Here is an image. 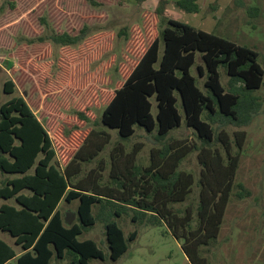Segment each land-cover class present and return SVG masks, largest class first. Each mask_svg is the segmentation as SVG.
Wrapping results in <instances>:
<instances>
[{
	"label": "trees",
	"instance_id": "trees-1",
	"mask_svg": "<svg viewBox=\"0 0 264 264\" xmlns=\"http://www.w3.org/2000/svg\"><path fill=\"white\" fill-rule=\"evenodd\" d=\"M85 1L93 8L104 6ZM121 3L118 0L116 6ZM166 3L159 0L137 23L113 32L125 45L131 38L144 43L137 52L126 51L130 59L125 58L124 74L123 63L114 67L117 78L109 84L116 86L104 102L74 111L85 127L65 128V120L51 134L46 114L38 117L24 95L0 105V172L11 176L0 187V200L15 203L0 206V233L13 240L10 245L0 238V264H59L65 255L71 258L67 264L102 260L104 254L93 240L77 239L96 222L103 224L108 257L116 261L137 236L136 231L126 235L118 225L116 220L123 216L134 223L165 226L182 242L190 264H208L201 248L208 252L217 239L233 187L238 199L249 195L234 181L246 141L242 128L251 123L259 106L260 99L251 93L262 86L264 72L256 51L165 17ZM175 6L190 14L200 10L198 0H178ZM257 11L250 8L248 14L252 17ZM40 23L43 34L29 43L59 51L112 35L110 29L96 30L100 26L87 23L75 34L55 31L45 17ZM197 55L200 62L195 64ZM11 59L9 54L7 61ZM221 73L227 77L224 86ZM14 91V81L5 82L3 92ZM102 127L115 130L121 139L132 137L135 127L155 132L148 164L137 163L141 144L130 154L119 145L109 152L107 163L97 161L110 142V136L98 130ZM181 127L183 135L168 137ZM192 152L198 164L194 199V176L180 169ZM92 163L95 166L87 168ZM62 201L77 202V223H64L58 210Z\"/></svg>",
	"mask_w": 264,
	"mask_h": 264
},
{
	"label": "rangeland",
	"instance_id": "rangeland-1",
	"mask_svg": "<svg viewBox=\"0 0 264 264\" xmlns=\"http://www.w3.org/2000/svg\"><path fill=\"white\" fill-rule=\"evenodd\" d=\"M97 1L104 6L93 8L85 0H0V105L13 96L24 95L32 111L38 112V117L43 116L41 113L46 114L47 130L51 134L65 120V128H72L74 124L84 126L76 121L74 111H84L88 106L104 102L106 95L116 86L109 84L117 78L114 67L123 63L121 72L124 74L128 69L125 58L135 50L137 52L138 46L144 43L131 38L125 45L123 39L115 38L113 32L137 23L144 11H154L159 2L119 0L122 3L116 6L118 0ZM164 1L167 2L164 6L165 17L256 51L258 64L264 72V0H199L200 10L195 14L180 10L174 0ZM250 8L258 9L255 16L248 14ZM41 17H45L59 33L66 31L75 34L82 24L87 23L100 26L96 30L110 29L112 35L104 40H87L80 48L66 51H59L54 46L46 48V44L29 43L43 34ZM96 34L98 36L101 33ZM127 50L131 51L130 54ZM9 54H12L13 59L7 61ZM199 62L197 55L195 64ZM191 72L195 75L194 68ZM8 80L15 83L13 94L3 92ZM225 80L227 77L221 73L223 86L226 85ZM198 87L202 89L201 85ZM251 94L260 99L259 106L251 123L242 128L246 133V141L234 181L235 184L243 185L249 195L238 199L237 188L233 187L217 239L211 243L208 252L201 248V254L207 258L208 264H264V76L262 86ZM55 99L57 101H53ZM152 113H155V107ZM98 130L105 131L110 136V142L103 147L97 161L107 163L109 152L119 145L126 154H130L141 144L137 151V163L148 164L155 132L147 133L141 127H135L132 137L121 139L115 130L105 127ZM183 134L181 127L171 130L168 137ZM95 164L87 168H93ZM105 167L106 178L109 165ZM180 169L193 174L195 181L190 197L196 198V153H190L181 162ZM10 177L0 172V187ZM2 204L15 205L13 200H0V206ZM76 208V201L70 204L62 201L58 205L63 220L66 214L69 218L74 215L71 225L77 223ZM116 222L126 235L136 231L135 240L129 243L122 257L112 261L108 257L103 224L96 222L77 237L79 241L93 240L104 254L102 260L91 259L89 264H190L181 249L182 242L174 239L165 226L134 223L127 216ZM0 238L13 245V240L7 234L0 233ZM15 249L19 254L20 249ZM70 259L69 255H65L59 264H67Z\"/></svg>",
	"mask_w": 264,
	"mask_h": 264
},
{
	"label": "water",
	"instance_id": "water-1",
	"mask_svg": "<svg viewBox=\"0 0 264 264\" xmlns=\"http://www.w3.org/2000/svg\"><path fill=\"white\" fill-rule=\"evenodd\" d=\"M73 219H74V215H72L71 218H69L68 215L66 214L65 217H64V223L67 226H70L71 222L73 221Z\"/></svg>",
	"mask_w": 264,
	"mask_h": 264
},
{
	"label": "crops",
	"instance_id": "crops-1",
	"mask_svg": "<svg viewBox=\"0 0 264 264\" xmlns=\"http://www.w3.org/2000/svg\"><path fill=\"white\" fill-rule=\"evenodd\" d=\"M176 1H178V0H174V4H175ZM198 1H199V0H198Z\"/></svg>",
	"mask_w": 264,
	"mask_h": 264
}]
</instances>
